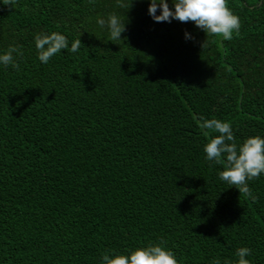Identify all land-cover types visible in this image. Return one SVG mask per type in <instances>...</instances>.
I'll return each instance as SVG.
<instances>
[{
    "label": "trees",
    "instance_id": "16d2710c",
    "mask_svg": "<svg viewBox=\"0 0 264 264\" xmlns=\"http://www.w3.org/2000/svg\"><path fill=\"white\" fill-rule=\"evenodd\" d=\"M148 5L0 3V54L23 52L19 71L0 64V264H101L162 242L178 264H236L240 247L264 264V174L255 200L220 180L204 151L218 133L199 127L264 138V0H228L231 40ZM112 13L126 27L114 42L97 23ZM52 32L69 48L42 63L35 36Z\"/></svg>",
    "mask_w": 264,
    "mask_h": 264
},
{
    "label": "clouds",
    "instance_id": "9594fccd",
    "mask_svg": "<svg viewBox=\"0 0 264 264\" xmlns=\"http://www.w3.org/2000/svg\"><path fill=\"white\" fill-rule=\"evenodd\" d=\"M6 6H13L17 0H0ZM94 4V0H89ZM120 7L128 9L132 0L127 5L116 0ZM174 11L169 8L167 0H149L148 13L156 22H171L177 19L180 22H193L198 28L202 29L207 35L220 36L224 40H231L234 33L239 32L240 19L228 7V0H172ZM160 14L157 15V8ZM97 23L100 27L107 25L110 31L108 40H122L121 33L126 31L125 20H121L115 13L109 14L107 20L98 18ZM188 36L187 32L185 33ZM81 40L75 39L71 52H78ZM206 46V41L201 43V48ZM35 47L38 51V59L42 63H47L53 56L68 49L67 37L58 32L50 34H38L35 36ZM23 56L20 46L9 45L0 54V64L5 67L11 66L19 71L20 65L16 57ZM201 121L199 127L203 130H210L218 133L211 136L204 145L206 159L223 163V170L219 172V179L235 186L239 193H243L255 200L252 190L248 186V181L258 178L264 174V138L261 136H249L239 145L236 143L232 127L229 122L219 119H205L199 117ZM209 132L206 131L205 135ZM251 250L247 247H240L236 251L238 260L236 264H251L246 258L250 256ZM101 264H178L172 250L166 248L162 243L149 244L143 247H136L127 253L114 252L113 254H102ZM214 264H220L215 260Z\"/></svg>",
    "mask_w": 264,
    "mask_h": 264
}]
</instances>
